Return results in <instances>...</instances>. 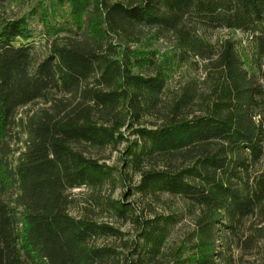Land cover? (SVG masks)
Wrapping results in <instances>:
<instances>
[{"label": "trees", "instance_id": "1", "mask_svg": "<svg viewBox=\"0 0 264 264\" xmlns=\"http://www.w3.org/2000/svg\"><path fill=\"white\" fill-rule=\"evenodd\" d=\"M13 1L0 0V264H230L248 220L264 251V0H56L70 33L45 56ZM214 30L243 38L214 45ZM183 66L203 76L168 96ZM75 189L90 198L73 214ZM185 216L192 232L166 251Z\"/></svg>", "mask_w": 264, "mask_h": 264}, {"label": "rangeland", "instance_id": "2", "mask_svg": "<svg viewBox=\"0 0 264 264\" xmlns=\"http://www.w3.org/2000/svg\"><path fill=\"white\" fill-rule=\"evenodd\" d=\"M56 0H15L8 6V11L17 14L18 16H26L32 38L29 40L33 44L34 49L45 56L49 49L48 42L55 38L64 36L70 33V26L68 23V7L67 5L59 6ZM47 11V23H44L41 17V12ZM205 39L211 44L216 45L217 42L226 38H234L239 40L243 35L239 32H230L227 30H214L203 34ZM18 44V43H16ZM154 48L158 52V56L163 57L171 54L173 45L170 41H158ZM202 73L199 71L192 72L188 66H183L171 75L167 84L166 94L173 96L179 91L180 86L189 78H202ZM27 109L19 111V114L24 116ZM18 115V117H20ZM17 132V130H15ZM13 146L14 143L10 142ZM106 156L109 152L105 153ZM119 158L118 151L111 154V159L107 161L109 164H116ZM122 190L118 189L114 197L120 198ZM73 199L76 205L73 209V214L77 210L81 211L87 205L89 200V192L85 189H75L72 191ZM136 197L128 198V202H135ZM182 207V204H180ZM97 218V217H95ZM100 223H108L115 227L121 228L124 232H130V225L120 219L104 217L98 219ZM260 226H256L255 222L248 220L245 223L243 230L237 235L232 236L229 245V253L232 258L230 264H262L263 262V245L260 240L256 239L255 230ZM193 230L192 219L190 216H185L183 221L172 232L170 238L166 243L165 250L169 251L182 244ZM99 244H102L101 242Z\"/></svg>", "mask_w": 264, "mask_h": 264}]
</instances>
